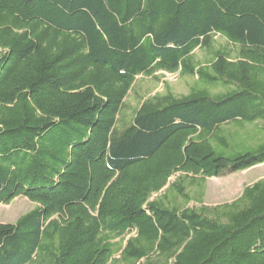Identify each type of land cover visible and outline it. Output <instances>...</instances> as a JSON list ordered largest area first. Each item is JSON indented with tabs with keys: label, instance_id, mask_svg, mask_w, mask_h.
<instances>
[{
	"label": "trees",
	"instance_id": "16d2710c",
	"mask_svg": "<svg viewBox=\"0 0 264 264\" xmlns=\"http://www.w3.org/2000/svg\"><path fill=\"white\" fill-rule=\"evenodd\" d=\"M158 71L197 85L125 121ZM246 123L264 130V0H0V204L34 203L0 223V264H264V178L196 208L182 182L264 164V143L211 144Z\"/></svg>",
	"mask_w": 264,
	"mask_h": 264
},
{
	"label": "rangeland",
	"instance_id": "374dc122",
	"mask_svg": "<svg viewBox=\"0 0 264 264\" xmlns=\"http://www.w3.org/2000/svg\"><path fill=\"white\" fill-rule=\"evenodd\" d=\"M225 45L226 41L223 38L219 36L215 38L214 46L216 48ZM194 59L205 63L210 59V54L198 49L194 52ZM195 85H197L196 77H181L178 73L170 74L158 71L153 77H138L133 89L125 99L126 108L122 110L123 119L127 121L130 118L132 110L138 105V97L140 96L164 93L166 88L175 95H183L188 93ZM245 126L246 128L242 129L236 125L224 127L223 136L227 144L223 145L218 141H213L211 144L215 152L221 156L231 157L252 151L264 143V130L259 132L251 123H246ZM260 178H264V164L256 165L245 171L234 172L224 177L207 178L202 182L196 181L194 184L189 181H186V183L184 180L182 182L190 199L188 207L196 208L200 202L205 205L229 202L240 194L244 185ZM176 180V177H174L170 180V183L172 184ZM166 195L168 205L182 207L187 203L183 197L177 194L174 186L166 191ZM159 197L160 193L153 195V198ZM33 207L34 203L21 197L13 199L8 204H0V223H14L20 215Z\"/></svg>",
	"mask_w": 264,
	"mask_h": 264
},
{
	"label": "crops",
	"instance_id": "0c3cea01",
	"mask_svg": "<svg viewBox=\"0 0 264 264\" xmlns=\"http://www.w3.org/2000/svg\"><path fill=\"white\" fill-rule=\"evenodd\" d=\"M241 193V192H240ZM233 200V199H232Z\"/></svg>",
	"mask_w": 264,
	"mask_h": 264
}]
</instances>
